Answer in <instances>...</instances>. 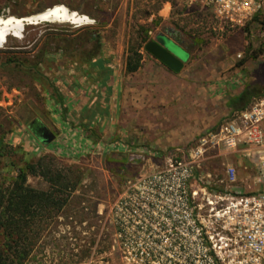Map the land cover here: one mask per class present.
<instances>
[{
	"label": "rangeland",
	"instance_id": "rangeland-1",
	"mask_svg": "<svg viewBox=\"0 0 264 264\" xmlns=\"http://www.w3.org/2000/svg\"><path fill=\"white\" fill-rule=\"evenodd\" d=\"M55 6L89 20L31 25L23 39L10 37L0 48V136L5 132L9 148L23 147L17 155L4 158L2 169L15 172L16 166L50 156L56 169L70 172L79 182L60 215L44 225L25 264H121L110 216L114 202L130 182L161 168L217 128L234 112L231 98L246 88L255 92L252 101L264 97V43L249 42L241 30L232 34L206 30L199 22L206 23L208 14L187 10L178 0H0V17H27ZM91 29L101 30L100 55L111 61L119 76L116 114L105 124L104 134L86 144L87 152L81 151L78 159L35 155L22 135L28 131L43 144L54 139L56 118L66 116L67 81L74 72L82 75L84 68L80 67L85 58L82 49L73 51L66 45L47 44V40L52 35L74 38ZM155 29L178 31L172 38L190 52L180 72H173L145 50L144 32ZM131 47L140 49L143 60L137 72L126 73ZM43 48L47 54L38 68L44 85L21 69L12 72L15 65L9 59L30 60L33 65ZM2 62L7 64L3 67ZM231 77L241 78V84L220 92L213 88ZM110 143L126 147L111 149ZM223 162L241 163L236 155L207 161L212 169ZM253 173L247 169L246 178ZM28 183L38 189L48 186L38 176H29Z\"/></svg>",
	"mask_w": 264,
	"mask_h": 264
},
{
	"label": "built area",
	"instance_id": "built-area-1",
	"mask_svg": "<svg viewBox=\"0 0 264 264\" xmlns=\"http://www.w3.org/2000/svg\"><path fill=\"white\" fill-rule=\"evenodd\" d=\"M178 1L208 14L206 23L199 22L206 30H241L249 42L264 43V0ZM241 82L231 77L213 88L220 92ZM180 153L130 182L114 202L110 216L121 264H264V97L235 110ZM229 155L241 163L209 168L208 160ZM247 169L252 178H246Z\"/></svg>",
	"mask_w": 264,
	"mask_h": 264
},
{
	"label": "trees",
	"instance_id": "trees-1",
	"mask_svg": "<svg viewBox=\"0 0 264 264\" xmlns=\"http://www.w3.org/2000/svg\"><path fill=\"white\" fill-rule=\"evenodd\" d=\"M99 23L101 27L106 24L105 21ZM144 35V42L152 39L149 31L146 30ZM102 39L101 30L91 29L74 38L52 35L47 44L54 42L58 47L66 45L72 47L73 51L82 49L85 58L80 67L88 65L91 69L101 68L107 70L109 75L113 68L111 61L100 55ZM258 53L260 50L254 57H257ZM46 54V48H43L33 65L30 60L22 62L11 58L8 61L9 64L15 65L12 72H19L21 69L24 74L44 85L38 66L43 63ZM142 60L143 53L140 49L131 47L126 61V73L137 72L141 68ZM6 64L2 62L3 67ZM21 66H24V69L20 68ZM47 94L57 101V97L49 90ZM254 95L255 92L246 88L239 96L230 99L229 106L233 111L245 109ZM0 124L3 125L2 122ZM5 136V132L0 136V264H25L33 252L35 241L44 230V225L49 219L60 215L69 203L71 194L77 190L79 182L70 172L56 169L50 156L38 157L24 167L16 166L15 172L3 170L1 164L4 158L17 155L23 150L22 146L9 148L4 140ZM29 176L41 177L48 183L47 188L32 187L28 183Z\"/></svg>",
	"mask_w": 264,
	"mask_h": 264
},
{
	"label": "crops",
	"instance_id": "crops-1",
	"mask_svg": "<svg viewBox=\"0 0 264 264\" xmlns=\"http://www.w3.org/2000/svg\"><path fill=\"white\" fill-rule=\"evenodd\" d=\"M174 35L170 34L171 37ZM82 73L74 72L72 79L67 81L66 116L56 118L54 139L43 144L35 134L34 137L27 131L26 135H22L24 143L32 148L35 155L60 154L78 159L81 151L77 152L80 149L87 152L84 149L86 144L97 140L98 134H104L105 124L114 118L119 90L117 73L112 70L107 75V70L85 67ZM71 150L76 154L69 155Z\"/></svg>",
	"mask_w": 264,
	"mask_h": 264
},
{
	"label": "water",
	"instance_id": "water-1",
	"mask_svg": "<svg viewBox=\"0 0 264 264\" xmlns=\"http://www.w3.org/2000/svg\"><path fill=\"white\" fill-rule=\"evenodd\" d=\"M40 14L42 12L22 18L28 20L25 23L29 24L32 23L31 19H37ZM36 21L39 24L49 22V20L42 18ZM170 34H174V31L171 30L169 34L158 33L145 45V50L170 70L178 73L190 59V52L177 43Z\"/></svg>",
	"mask_w": 264,
	"mask_h": 264
},
{
	"label": "bare ground",
	"instance_id": "bare-ground-1",
	"mask_svg": "<svg viewBox=\"0 0 264 264\" xmlns=\"http://www.w3.org/2000/svg\"><path fill=\"white\" fill-rule=\"evenodd\" d=\"M39 18L47 19L49 22L67 21L72 24L87 23V17L79 15L75 12H69L64 6H55L42 12L37 19H31L32 23L26 24L28 21L23 18L13 16L0 17V48L8 44L10 37L18 39L24 38L25 30L28 26L37 25L36 20Z\"/></svg>",
	"mask_w": 264,
	"mask_h": 264
}]
</instances>
